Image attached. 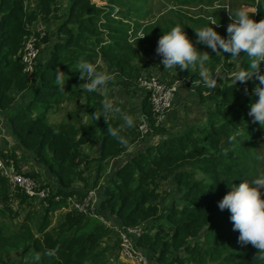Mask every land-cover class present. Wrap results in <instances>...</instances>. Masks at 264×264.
<instances>
[{"label":"trees","instance_id":"trees-1","mask_svg":"<svg viewBox=\"0 0 264 264\" xmlns=\"http://www.w3.org/2000/svg\"><path fill=\"white\" fill-rule=\"evenodd\" d=\"M59 1L36 0L30 9L33 0H0V111L14 143L0 154L50 192L40 199L12 190L0 170V264H106L111 255L106 240L112 233L119 238L116 227L121 225L141 226L137 245L153 264H264L257 259L256 248L237 242L239 232L232 228L229 211L220 210L217 204L228 185L251 179L244 175L264 174V158H258L264 156V127L247 115L250 101L256 99L252 89L258 81L235 85L231 73L243 70L248 58L243 52L237 59L196 44L194 28L187 22L203 27L215 20L210 26L226 37L232 22L229 13L234 14L248 0H177L186 6L207 5L210 11L192 15L181 7L173 10L176 18L161 17L162 21L149 24L146 32L152 31L149 35L155 44L158 32L162 35L177 24L184 27L195 46L209 53L206 63L216 83L205 86L195 65L179 69L175 73L180 76L169 79L160 71L154 73L162 81H178L180 87L182 81H199L195 89L200 101L211 100L212 104L202 123H190L172 134L158 126L154 132H164L158 141L131 153H126L127 145L139 138L138 127L132 132L122 130L126 145L111 137L107 123L116 127V122L110 116L107 122L103 117L95 121L91 115L105 96L99 90L89 93L79 87L83 81L75 65L81 58L96 64L101 53L122 78L136 80L141 71L133 60L142 57L143 39L131 43L130 25L112 16V11L113 4H118L124 16L140 15V0H110L105 8L92 0H67L64 10ZM247 4L255 7L256 21L264 18V0ZM38 20L48 34L41 39L39 63L30 75L23 72L21 56ZM105 35L113 41L101 45ZM57 67L69 73L65 91L55 83ZM219 67L224 74L217 73ZM258 68L264 73V61ZM65 100L83 102L82 115L71 113L51 123L49 112L59 111ZM143 113L151 114L146 101ZM79 117L87 119L79 125ZM229 136L234 139L229 141ZM94 142L98 143L95 158L86 149ZM19 151L33 157L38 169L20 168ZM117 156L124 159L115 166L112 163L113 172L107 173V164ZM169 183L174 186L169 191L178 195L172 194L161 207L158 199ZM92 188L98 189L100 197L96 212L113 224L114 220L115 226L74 208L61 212L59 223L51 225V212L67 208L70 197L80 200ZM25 208L28 211L21 217Z\"/></svg>","mask_w":264,"mask_h":264},{"label":"clouds","instance_id":"clouds-1","mask_svg":"<svg viewBox=\"0 0 264 264\" xmlns=\"http://www.w3.org/2000/svg\"><path fill=\"white\" fill-rule=\"evenodd\" d=\"M255 12L240 8L234 14L229 13L232 22L227 25L226 37L221 36L210 26L217 23L215 20L194 31L196 44L205 45L215 53H229L230 57L237 59L242 58L240 53L243 52V56L248 58L244 69L236 71L232 79L235 85L238 81L241 84L250 79L258 81L252 89V95L256 99L250 101L247 115L253 122H258L261 127H264V73L258 68L260 62L264 61V18L259 21L254 20L251 14ZM183 29L184 27L177 24L168 31H163L158 38L155 52L161 57L160 64L164 69L178 67L190 69L195 65L200 69L199 76L202 83L208 87L214 86L216 81L210 78L209 70L205 67V62L209 60V53L200 51ZM70 69L72 70L71 67ZM75 71L79 73L83 81L79 87L89 93L106 88L113 80L110 73L98 70L95 63L83 58L76 62ZM68 78L69 73L57 67L55 83L58 90L65 91L64 85ZM244 92L247 94V87L244 88ZM109 114H119L123 123L117 127L107 123V133L119 144L126 145L128 140L121 133L123 129L135 126L133 116L123 113L113 99L108 98L102 99L99 110L91 113L95 121L103 117L106 122ZM228 139L231 141L234 137L229 136ZM258 158H264V156ZM244 176L251 179H241L239 184L228 185L229 190L217 204L220 210L229 211L232 228L239 232L237 242L241 245L251 244L258 250L257 259L264 261V174Z\"/></svg>","mask_w":264,"mask_h":264},{"label":"rangeland","instance_id":"rangeland-1","mask_svg":"<svg viewBox=\"0 0 264 264\" xmlns=\"http://www.w3.org/2000/svg\"><path fill=\"white\" fill-rule=\"evenodd\" d=\"M35 1L36 0H33L32 3L30 2L31 3L30 7H29L30 9H33L35 7ZM92 1L95 2V4L97 6L104 7V8L106 6H108L110 3V0H92ZM249 1L250 0H248L247 2H249ZM199 2H200V0H199ZM247 2L244 3L242 8H247L248 11L255 12V10H256L255 7L253 5L247 4ZM59 3L61 4L63 10L68 5L67 0H60ZM216 4H217V2H216ZM113 5H114L115 10L112 11V16H114L116 19L122 18L123 19L122 21H125V23L130 25V27L128 28V34H129L128 37H129L130 42L131 43L134 42V40L136 38H142L143 39L144 46L140 48L142 57L138 58V59L141 61H144L146 63L143 65H140L138 67H144L148 63H150V61L153 62V63L151 62V64H150V66L154 67L152 69V71L144 73V71L142 69V71L140 73H144V74L138 75L137 77L155 75L156 73L158 74L159 72H157V69H163L164 71H166V74H170V75H167L166 77H164L166 79L180 76V75L175 73V72L179 71V67L177 69H172V68L171 69H164L163 65L160 64L161 57L158 54H156V52H155V48H156L157 44H155L154 41H152L153 38L149 35L152 31H149V34L146 32L148 30L147 27L149 26V24L155 22L156 20L157 21H158V19L160 20L161 17H164L162 20H164L168 17L169 18L170 17L176 18L175 13L173 12L174 9L177 10V9H180L182 7L183 10H186L187 13H190L192 15H194V14H196V15L203 14L204 15V13L207 10L210 11V7H208L207 5L186 6L184 4H180L179 2H177V0H140L139 1V5L141 7V10L139 11L140 15L133 14L131 17L130 16L126 17L123 15V13H120L121 12L120 9H123L122 7H120L118 4H113ZM123 11H124V9H123ZM59 14H61V13L59 12ZM251 15H252V18L255 20V13H252ZM162 20H160V21H162ZM187 22L194 29L201 28L200 26L195 25L192 21H187ZM130 23H132V25ZM34 25H35L34 28L46 26L42 20H38ZM45 29H47V28L45 27ZM101 30H100V33H101ZM156 35L158 38L161 36V34H159V32ZM105 37H106L105 41L101 42V45H105V44H107L109 42L111 43V41H113V40H111L110 37H107L106 35H105ZM190 39H192V38H190ZM41 48H42V45H41V47L39 45L40 51H41ZM40 51H39V56H40ZM41 53H42V51H41ZM39 56H38V58H39ZM138 59L135 56V58L133 60L134 63H136V61ZM38 63H39V59H38ZM96 65L98 66V68H102V69H104L103 68V66H104L105 71H107L108 73H110L113 76L112 81H113L114 87H113L112 91L115 93V96H112V98H111L110 93L108 94V96L110 97V99H113V102L116 104L117 107L124 109V110H131L130 115L133 116L134 125H135L131 129V132H132L134 129H136L137 122L140 119V115L138 113V110L134 109L135 104L133 105V102L136 101L137 105H139L138 103H139V100L141 97L140 95L141 94L143 95L145 90L143 91V89L137 85L136 80L133 78L127 79V78L120 77L117 79V76L115 75L116 71L111 69L109 61H107L106 58L103 55H101V53L96 58ZM106 65L109 66V68H110L109 70L107 69ZM205 67L209 70L208 63H206V62H205ZM193 69L200 71V69L197 66L194 67ZM222 70L223 69L221 67L216 69L217 73L224 74V72ZM236 71H238V70H236ZM209 73H210V70H209ZM233 74L234 73H231V76H233ZM155 76H157V75H155ZM210 78H211V74H210ZM185 82H187L186 85L189 88V91H190L189 94H186L185 96L182 97V102L180 104L176 105V100H175L174 106L170 112L169 117L166 119L165 123L163 125H161V126H165L164 129H165L167 134L176 133L179 129H183L186 125H188L190 123H194V122H196V124L202 123V121L206 115L207 106L212 104L211 100H207L206 102L200 101L201 97H200L197 89H195L196 88L195 84H197L199 81L190 83V80L189 81L186 80ZM191 87H193L195 90L192 91ZM179 90H180V87L177 91V95L179 93ZM207 93H208V90H205L204 94L207 95ZM192 94H194V95H192ZM177 95H176V99H178ZM190 95H192V97ZM28 96H29V94H28ZM82 105H83V102L81 104L80 100L79 101L65 100L64 103L61 105V109L59 111L49 112V120L51 121V123L60 122L65 116H68L71 113H76L79 116H81L82 113L80 111L83 109ZM109 116L112 118L114 123L120 117L119 114H109ZM82 117L81 118L79 117V119H80L79 125H81V122H82L81 119H84V120L87 119V118H82ZM116 124H117V126H119L121 123L116 122ZM5 128L7 129L6 125H5ZM135 133H138V131L135 130ZM163 133L164 132L155 133L153 131L152 133L145 135V136H141V134L139 133V138L135 142H132L131 148L129 150H127L126 153H128V152L131 153V152L137 151L138 149L143 148V147H145L151 143H156L158 141L159 137ZM131 136H132V133H131ZM133 136H134V134H133ZM5 145H8V144H5ZM5 145H1L3 149H5L7 147H11V143H9V145L7 147H5ZM97 145H98V143L94 142V143H91L89 145L90 147H86V149L90 152L91 157H94V158L97 157V150H96ZM18 155H19L20 160H21V163H20L21 167L20 168H22V167L29 168V167L34 166L38 169V165L35 163L36 161H34L33 157L25 154L23 151L19 152ZM112 163L113 162L111 161L107 164L108 165L107 166L108 167L107 173L112 174L113 171H111V169H112V167L114 168V166L111 165ZM107 173H106L105 178L108 177ZM41 176H42V178H44V176H45L42 171H41ZM102 181H105V180L103 179ZM172 187H174V186H172L171 183L168 184V187H167V184L162 187L163 189H166V190L162 191L163 196L159 197V199H158V202L161 205V207H163L164 203L169 202V198L172 194L175 193V197L178 195L174 191L172 193L169 191V188H172ZM35 203H38V202L36 201ZM72 205L73 204H71V205L69 204V206L67 208H62V209L55 210V211L51 212V218H52L51 225H53V226L57 225L59 223V221L61 220V218L63 217V215H61V212L70 209ZM38 209L39 210L41 209L40 205L38 206ZM27 211H28L27 208L23 209L22 210L23 213H22L21 217H24L25 213ZM21 217L19 216V221H20ZM113 222L115 224H113L112 222H107V223H109V225L112 223V225L115 226L116 222L114 220H113ZM116 230L118 231V229H116ZM112 234H113L112 237L110 236L106 240V242L111 247L110 248L111 255H110L108 261L106 262V264H130L127 261H125L123 259V257H121L120 250H119V257L116 256V255H118L117 254V251H118L117 247H118L119 242H117V241L119 238H117V235H115V233H112ZM106 255H107V253H106ZM154 264H157V263L154 262Z\"/></svg>","mask_w":264,"mask_h":264},{"label":"built area","instance_id":"built-area-1","mask_svg":"<svg viewBox=\"0 0 264 264\" xmlns=\"http://www.w3.org/2000/svg\"><path fill=\"white\" fill-rule=\"evenodd\" d=\"M47 34L45 27H37L32 30L26 38L21 61L23 63V72L33 74L38 64L39 45L41 39ZM137 85L145 90L150 103L151 114L144 115L142 121L138 124V131L141 136L152 133L156 127L161 126L170 114L180 87L178 81H162L158 76H141L136 79ZM0 170L8 179L9 186L12 190L24 192L29 197L46 199L50 192L47 187L41 185L35 178L18 171L12 163L0 154ZM58 198V197H57ZM100 202L97 188L87 191L84 198L75 200L69 198L71 208L80 212L90 213L99 217L107 226H114L103 215L96 212L97 205ZM120 240L121 257L130 264H153L145 252L137 245L139 237L142 235L141 226L116 227Z\"/></svg>","mask_w":264,"mask_h":264},{"label":"crops","instance_id":"crops-1","mask_svg":"<svg viewBox=\"0 0 264 264\" xmlns=\"http://www.w3.org/2000/svg\"><path fill=\"white\" fill-rule=\"evenodd\" d=\"M151 62L152 61H150V63H148L146 66H144V67H138V69L140 70V71H142V69H143V71H144V73H147V72H150V71H152V69L154 68L153 66H150V64H151ZM146 62H144V61H141V60H137L136 61V64L138 65V66H140V65H143V64H145ZM153 63V62H152ZM106 67H107V69L109 70L110 68H109V66H107L106 65ZM103 70L105 71V67L103 66ZM173 69V68H172ZM162 70L163 69H157V72H161V76H163V75H168V74H166V72L164 73V72H162ZM144 73H139V74H144ZM115 75L117 76V79L118 78H120L121 76L119 75V72H117L116 71V73H115ZM116 78V77H115ZM187 81H189V80H187ZM116 82V81H115ZM187 82H185V81H182V84H181V87H180V90H179V93H178V95H177V97H178V99H176V105L177 104H180L181 102H182V97L183 96H185L186 94H189V88L187 87ZM113 81H111L107 86H106V88H104V89H98L104 96H105V99L106 98H108V99H110V97L108 96V94L110 93V95H111V98H112V96H115V93L112 91V89H113ZM144 91V90H143ZM193 91V90H192ZM192 95H194V94H192ZM192 95H190L191 97H192ZM141 97H140V100H139V105H137V102L136 101H134L133 102V105H134V109L135 110H138V113H139V115H140V119H139V121L137 122V125H136V127H138V124L142 121V119H143V117H144V113H143V103L146 101L147 102V104H148V107H149V109H150V103H149V100L147 99L148 97H146L147 95H146V92L144 91V94L142 95H140ZM121 109V108H120ZM151 110V109H150ZM121 111L123 112V113H125V114H128V115H130V112H131V110H124V109H121ZM119 120V121H118ZM4 121H5V117H4V115H2V113H1V111H0V150L2 151V146L1 145H5V144H8L9 145V143H11V146L14 144L13 143V140L11 139V137H10V135L7 133V131H6V128H5V123H4ZM117 123L119 122V123H123V121H122V119H121V117H119V119H117V121H116ZM131 129L132 128H125V129H123L124 131H126V132H129V131H131ZM134 131V130H133ZM135 142V141H134ZM139 142V141H138ZM8 145H5V147H7ZM128 150L131 148V146H132V143H129L128 145ZM11 147H7V148H5V149H3V150H9ZM19 152H21V151H19ZM122 159H124L123 158V156H117L116 158H114V160H111L112 162H113V165L115 166L116 164L115 163H117V161H119V160H122ZM7 160V159H6ZM7 162H8V160H7ZM9 163V162H8ZM14 166H15V168L17 169V167H16V165L14 164V163H12ZM112 165V164H111Z\"/></svg>","mask_w":264,"mask_h":264}]
</instances>
